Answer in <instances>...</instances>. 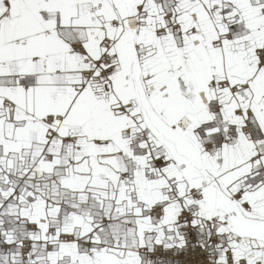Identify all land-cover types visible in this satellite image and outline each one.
Returning a JSON list of instances; mask_svg holds the SVG:
<instances>
[{
  "label": "snow or ice",
  "instance_id": "snow-or-ice-1",
  "mask_svg": "<svg viewBox=\"0 0 264 264\" xmlns=\"http://www.w3.org/2000/svg\"><path fill=\"white\" fill-rule=\"evenodd\" d=\"M0 264H264V0H0Z\"/></svg>",
  "mask_w": 264,
  "mask_h": 264
}]
</instances>
